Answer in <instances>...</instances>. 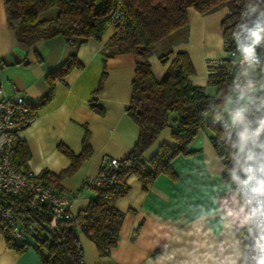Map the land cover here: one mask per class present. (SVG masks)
<instances>
[{
  "label": "crops",
  "instance_id": "1",
  "mask_svg": "<svg viewBox=\"0 0 264 264\" xmlns=\"http://www.w3.org/2000/svg\"><path fill=\"white\" fill-rule=\"evenodd\" d=\"M187 14L185 37L172 43L173 54L165 64L159 60L162 50L153 53L149 59L151 69L160 78L174 55L185 52L194 70L191 84L204 87L212 95L215 88L207 85V77L210 68L225 58L220 23L228 9L204 15L189 9ZM113 33L109 26L99 41L78 43L75 53L82 68L55 82L51 100L35 110L33 121L20 135L29 153L26 168L38 176L43 170L58 174L66 169L71 161L61 153L59 145L77 155L88 134L90 156L58 184L63 194L73 196L70 210L74 215L85 210L93 197L92 180L103 159L122 160L138 136L136 125L125 112L131 97L135 57L122 53L104 58L105 44ZM71 50L61 36L29 47L19 43L7 27L0 0V87L7 95L18 93L31 105H37L48 91L46 76L65 62ZM256 78H260L259 73ZM171 132L166 128L160 133L144 153L145 160L162 143L172 144ZM209 135L207 131L199 132L189 146L195 152L173 159L174 180L160 175L144 189L136 177L128 178V193L115 202L123 213L116 245L100 256L95 244L80 233L83 264H233L235 250L243 247L237 235L242 229L237 221L221 220L212 214L217 208L216 199L225 195L228 180L222 176L225 167ZM0 264L42 263L31 246L22 251L9 248L0 234Z\"/></svg>",
  "mask_w": 264,
  "mask_h": 264
},
{
  "label": "trees",
  "instance_id": "2",
  "mask_svg": "<svg viewBox=\"0 0 264 264\" xmlns=\"http://www.w3.org/2000/svg\"><path fill=\"white\" fill-rule=\"evenodd\" d=\"M3 5L7 27L19 43L29 47L38 41L61 36L72 48L65 62L46 76L48 91L37 105H31L34 112L51 100L56 81L82 68L75 53L78 43L87 39L99 41L106 28L112 26L114 33L105 44L104 58L122 53L135 57L131 97L125 112L138 129L137 140L126 157L118 161L116 168L108 170L103 181L93 183V197L85 210L76 214L78 226L63 218L51 226L48 204L36 202L26 194L5 195L3 205L22 222L33 224L31 237L24 246L14 245L9 230L0 228L9 248L22 251L31 246L39 253L42 264H83L78 239L81 233L95 244L100 256L107 255L117 242L123 213L116 208L115 202L128 193V178L136 177L144 189L160 175L174 180L176 174L171 162L177 156L195 152L189 146L199 132H209L210 141L225 167L222 176L229 179L227 169L233 166L232 156L236 149L232 146L233 138L229 140L222 135L226 116L223 122H213L207 110L220 105L231 93L228 71L232 61L223 58L210 68L207 85L215 88L210 95L204 87L191 84L194 70L185 52L174 55L160 78L153 74L149 59L162 50L159 60L162 64L167 62L173 54L172 43L185 37L189 9L201 15L228 9V15L220 24L223 49L229 52L234 44L232 33L243 0H3ZM52 9L55 12L43 17ZM258 54L264 60V46L258 48ZM36 60L40 61L39 57ZM93 108L97 109L94 105ZM166 128L172 129V144L162 143L154 155L145 160L144 153ZM59 150L71 164L58 174L43 170L34 176L57 191H60L59 182L90 156L88 134L83 137L79 154H73L62 145ZM28 158L26 146L18 140L13 148V164L27 171ZM237 235L242 237L246 233L241 230ZM241 243L244 246L246 241L241 240Z\"/></svg>",
  "mask_w": 264,
  "mask_h": 264
},
{
  "label": "clouds",
  "instance_id": "3",
  "mask_svg": "<svg viewBox=\"0 0 264 264\" xmlns=\"http://www.w3.org/2000/svg\"><path fill=\"white\" fill-rule=\"evenodd\" d=\"M232 39L244 67L231 93L207 113L213 122H223L227 116L231 128L225 124L222 135L231 140L235 133L232 146L237 152L227 169L225 195L216 199L212 214L237 221L246 233L247 243L235 250L233 264H264V60L258 54L264 46V0H243Z\"/></svg>",
  "mask_w": 264,
  "mask_h": 264
},
{
  "label": "built area",
  "instance_id": "4",
  "mask_svg": "<svg viewBox=\"0 0 264 264\" xmlns=\"http://www.w3.org/2000/svg\"><path fill=\"white\" fill-rule=\"evenodd\" d=\"M248 23L251 26V23ZM225 58L232 61L228 74L233 85L234 79L244 67L235 43L232 49L225 53ZM240 80L243 82L244 77L240 76ZM34 117L35 112L32 110L31 104L25 101L20 94L7 95L0 87V228L9 230L12 242L16 246H24L29 240L33 224L22 222L3 205L5 195L26 194L36 202L48 204L51 208V226H54V222L59 218L70 219L74 226H78L76 215L72 214L70 210L73 196H67L63 192L53 189L50 184L35 179V175L31 171H22L13 164V148L20 140L22 131L31 124ZM225 124L231 128L227 116L224 128ZM232 138L234 141V132ZM118 161L113 158L103 159L98 175L92 182L99 184L103 181L108 170L118 166ZM232 187L235 188V185ZM241 240L247 243V236H242Z\"/></svg>",
  "mask_w": 264,
  "mask_h": 264
},
{
  "label": "rangeland",
  "instance_id": "5",
  "mask_svg": "<svg viewBox=\"0 0 264 264\" xmlns=\"http://www.w3.org/2000/svg\"><path fill=\"white\" fill-rule=\"evenodd\" d=\"M53 12H55V9H52V10H50V11L44 13V14H43V17H46V16L48 17V16H50ZM259 77H260V74H259Z\"/></svg>",
  "mask_w": 264,
  "mask_h": 264
}]
</instances>
